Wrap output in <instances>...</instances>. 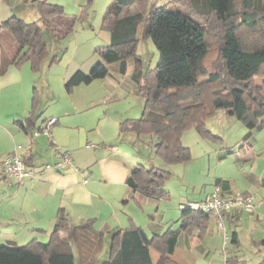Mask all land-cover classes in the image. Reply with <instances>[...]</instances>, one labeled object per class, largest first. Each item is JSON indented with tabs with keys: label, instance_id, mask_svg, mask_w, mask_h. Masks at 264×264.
<instances>
[{
	"label": "trees",
	"instance_id": "trees-1",
	"mask_svg": "<svg viewBox=\"0 0 264 264\" xmlns=\"http://www.w3.org/2000/svg\"><path fill=\"white\" fill-rule=\"evenodd\" d=\"M31 2L39 13L36 21L26 22L15 14L0 21V33L7 31L17 45L10 58L0 44L1 73L9 64L28 62L37 71L46 58L50 64L58 61L56 55H49L46 32L59 40L73 31L75 18L63 7L47 0ZM102 27L109 32V42L97 50L99 61L88 72H73L65 80L64 90L71 93L73 87L102 79L111 71L124 75L127 59H131L130 78L143 100V109L138 119L119 122L120 141L130 133L141 143L142 135L154 136L146 145L170 166L190 159L188 147L181 142L185 130L194 128L203 138L220 140L205 128V119L216 109L243 124L248 130L244 139L257 126H264V97L253 84L254 78L264 77V0H168L162 6L149 0H112L102 17ZM240 29L248 31L249 43L239 38ZM139 33L143 39H151L159 54L153 69L137 54ZM215 41L216 47H210ZM37 102L34 95L29 117L17 121L22 128L34 129ZM231 152L226 148L218 159ZM169 176L166 167L138 162L126 183L133 193L157 200L167 197L164 183ZM189 205H181L182 222L188 232L197 229L203 233L211 214ZM179 231L167 229L149 237L142 227L130 226L112 232L107 257L99 260L103 232L89 223L72 225L67 214L59 211L46 243L31 240L21 246L0 245V264H178L171 254ZM230 241L237 244L235 231ZM258 244L264 247V237ZM151 250L158 253L156 263L151 260ZM224 264L246 263L234 255L225 257ZM257 264H264V255Z\"/></svg>",
	"mask_w": 264,
	"mask_h": 264
},
{
	"label": "crops",
	"instance_id": "crops-1",
	"mask_svg": "<svg viewBox=\"0 0 264 264\" xmlns=\"http://www.w3.org/2000/svg\"><path fill=\"white\" fill-rule=\"evenodd\" d=\"M3 2L7 5L8 17L12 14L18 15L19 8L25 3L34 5L31 0ZM5 42L9 46L5 45ZM0 44L10 58L16 54L17 45L8 32L0 33ZM93 63L94 61L83 65L75 64L64 72L60 82L64 85L65 80L76 70L88 72ZM22 69V66L9 64L3 73L0 72V159L11 152H16L24 161L26 160L25 163L32 175L15 184L7 183L0 174V244L4 241L23 244L31 240L37 241L40 237L49 239L59 211L67 214L72 225L89 223L96 230L103 232V247L105 237H109L112 232H122L130 226L142 227L149 237L153 233H164L165 231L162 232L160 229L163 214L162 211L159 212L160 199L133 193L126 183L135 161L136 164L140 162L137 147H131L137 156L131 155L127 158L123 151L127 152L126 148L129 147L121 144L118 133L114 135L100 124L87 127L68 119L69 116L80 115L87 107L90 109L99 105L103 99L87 101L82 95L68 98L63 102V110L50 111V118L57 120L51 126L50 137L44 133L34 135L35 127L40 128L36 126V122L34 129H29L28 126L22 128L17 124V121L29 117L32 97L36 95L37 90L29 76L27 78L22 76ZM132 70V60L127 59L124 75L111 71L106 76L114 84L125 83L124 86L121 85L123 88L121 96L128 92L135 94V84L130 80ZM47 90V100H51L53 95H49V89ZM38 99L34 115H37L40 104V97L37 96ZM97 114L98 120L101 119L102 111ZM46 121V119L42 121L41 125ZM126 137L127 135L124 140ZM183 145L188 149L191 146ZM63 153L70 156L71 163L57 166ZM249 180L257 183L255 177ZM212 181L211 189L207 190L204 198L214 186H218L222 194L238 192L226 178L214 176ZM184 204L181 203L180 207ZM239 213L232 211L225 219L235 221ZM186 228L187 224L181 225L177 244L171 256L174 257L180 248L204 255L207 251L202 247L204 246L202 240L198 242L193 239V232H188ZM206 229L200 235L204 234ZM150 257L152 262L156 263L158 253L151 250ZM173 260L181 264L177 259ZM195 262L193 264H197ZM198 264L206 263L202 261Z\"/></svg>",
	"mask_w": 264,
	"mask_h": 264
},
{
	"label": "rangeland",
	"instance_id": "rangeland-1",
	"mask_svg": "<svg viewBox=\"0 0 264 264\" xmlns=\"http://www.w3.org/2000/svg\"><path fill=\"white\" fill-rule=\"evenodd\" d=\"M47 2L63 7L67 15L75 18V24L72 33L64 39H53L46 32L49 55H56L58 61L50 64L46 58L37 71L32 70L28 62L19 65L23 68L22 76L26 78L29 76L30 81L35 83L36 95L40 97L36 126L41 127L42 121L50 118V111L63 110L65 100L82 95L87 101L103 100L99 105L90 109L87 107L80 115L69 116L68 119L75 123L80 122L87 127L100 124L112 131V134L117 135L119 120L138 119L141 116L143 100L136 92L135 94L128 92L126 95L124 93V96H121L123 89L121 85L124 86L125 83L114 84L107 77L93 80L89 84H79L73 87L71 93H67L63 83L60 82L64 72L75 64L83 65L99 61L97 50L108 44L109 37V32L102 27V17L112 0H47ZM167 2L168 0H149L150 4L156 6H162ZM6 6L3 0L0 1V20L8 17ZM17 16L26 22H34L39 18V13L34 5L25 3L19 8ZM210 23L214 25V20ZM248 34L246 29L238 31L242 42L249 43ZM138 37L137 54L142 57L146 67L153 69L157 65L159 54L150 38L143 39L140 33ZM216 41L211 42L210 47H216ZM5 45L9 46L6 42ZM201 79L203 80V77H200ZM44 82L45 84H42ZM253 84L260 88L264 97V77L254 78ZM46 89H49V95H53L51 100H47L48 90ZM99 111H102L103 116L98 120ZM205 128L220 140L203 138L194 128L185 130L181 141L182 144L191 145L190 159L170 166L165 165L155 155L152 146L146 145L150 144L148 143L150 138L155 139L154 136L142 135L140 137L142 143L132 133L122 141L118 136V140L121 144L128 145L129 148L126 149L129 152L123 151L127 158L131 155L137 156L131 148L134 146L137 147L140 162L143 165L166 167L170 171V176L164 183L168 195L160 199L159 212H163V214L159 213V215L162 214L160 222L162 232L167 229H177L183 225L180 204L200 203L207 190L211 189L214 176L226 178L239 192L247 191L253 195V210H242L235 221L224 218L222 229H219L216 217L211 214L207 219V229L204 234L200 235L197 229L192 230L194 235L192 238L198 242L202 240L204 244L202 247L207 251L204 255L180 248L174 257L171 256L173 259H177L181 264H193L195 261L197 264L202 261L206 264H224L225 257L236 255L246 264H257L264 255V247L258 244L264 237V126H257L250 131L249 137L244 139L248 130L243 124L222 109H216L205 119ZM36 129L35 127L34 131ZM226 148H230L232 152L226 155V158L219 160L218 156L225 154ZM254 177L257 179L256 184L249 180ZM232 231L236 232L237 244L230 241ZM108 240L109 238L105 237L99 260L107 257ZM37 241L46 243L48 239L40 237ZM26 243L15 245L21 246ZM6 244L9 243L4 241L0 245Z\"/></svg>",
	"mask_w": 264,
	"mask_h": 264
},
{
	"label": "built area",
	"instance_id": "built-area-1",
	"mask_svg": "<svg viewBox=\"0 0 264 264\" xmlns=\"http://www.w3.org/2000/svg\"><path fill=\"white\" fill-rule=\"evenodd\" d=\"M56 121L55 118H50L39 130H35L33 134L44 133L50 137L51 126ZM70 163V156L67 153H63L56 165L65 166ZM0 174L7 183L15 184L21 183L32 175L23 158L16 152H11L0 159ZM189 207L210 212V214L216 217L219 229H222L223 220L227 214H230L232 211L253 210V195L239 191L222 194L219 187H214L201 203H192Z\"/></svg>",
	"mask_w": 264,
	"mask_h": 264
}]
</instances>
